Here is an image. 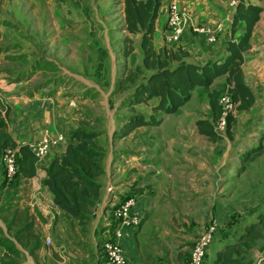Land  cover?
Wrapping results in <instances>:
<instances>
[{
    "label": "crops",
    "instance_id": "1",
    "mask_svg": "<svg viewBox=\"0 0 264 264\" xmlns=\"http://www.w3.org/2000/svg\"><path fill=\"white\" fill-rule=\"evenodd\" d=\"M170 1L163 0L156 22V49L164 45L182 46L192 54V60L201 63L226 55V41L231 37L233 0H179L188 10L191 23L199 22L211 28L220 22L225 25V31L218 36V41L210 43L206 35L194 34L192 24L188 23L181 44L171 42L169 31L165 28L167 3ZM249 1L264 8V0ZM114 2L0 0V5L4 6V13L0 16L29 17V22H36L39 29L46 27L48 59L69 57V64H61L63 73L83 86L84 90L99 95L103 100L100 103L106 106L105 111L114 109L113 117H121L118 120L120 126L122 114L118 113L119 104L112 96H116L125 65L134 67L140 64L142 52L139 48L141 36L129 34L124 28L122 0L115 11L112 10ZM103 9H107L108 13H102ZM111 16L118 22L116 27L110 23ZM112 30H116L113 33L115 41L117 31L123 34L121 42L115 46L112 45ZM244 30L245 22H242L236 35L241 36ZM128 36L135 40L137 48L125 56L124 40ZM250 44L245 53L243 71L246 83L256 96V103L251 107L254 109L264 102V10L254 28ZM222 80L225 81L224 78L218 79L214 87H218ZM0 87L9 92V132L19 144L38 142L46 129L51 131L54 140L64 134L56 120L60 106H53L54 102L60 100L58 97L43 99L37 94L32 96L28 84L9 83L1 77ZM208 93L204 88L197 89L186 105L175 113L165 115L158 125L139 127L124 137H115L113 133L106 148L105 173L99 178L103 188L93 211L94 218L88 225V232L80 234L83 242L77 241L78 246L73 248L64 243L62 234L67 231L70 220L78 224L80 220L66 216L55 203L53 193L43 184L46 167L55 156L65 151L69 140L64 134L65 140H58L52 145L49 155L38 162L36 175L27 183L24 179L18 185L17 199L23 204L16 203L15 207L27 210L28 219L41 233L39 259L43 264H107L98 236H107L111 229L107 228V219L111 214V207L106 204L109 196L118 204L124 202L127 196H135V210L145 214L140 230L134 235L128 232L123 240V243L130 241L125 247L127 264H190L192 247L206 225L214 220L221 226L226 225L237 217V205L233 200L235 193L228 194L232 186L231 174L235 169L229 161L230 146L222 134L218 133L213 139L202 133L198 125L199 120H208L213 126L216 121ZM238 112L244 113L246 110ZM1 168L0 177L4 179L5 172ZM10 191L7 188L1 192L0 206L8 201ZM13 212L0 213V239L10 240L20 255L13 254L0 244V264H38L31 246L16 236L17 228H9ZM145 230L148 234L142 243L138 234ZM180 232L190 235V240L194 237L197 239H178ZM175 233L178 238L174 237ZM83 234L87 236L82 237ZM47 239H51L52 243L48 244Z\"/></svg>",
    "mask_w": 264,
    "mask_h": 264
},
{
    "label": "trees",
    "instance_id": "2",
    "mask_svg": "<svg viewBox=\"0 0 264 264\" xmlns=\"http://www.w3.org/2000/svg\"><path fill=\"white\" fill-rule=\"evenodd\" d=\"M122 2L125 30L129 34L141 36L139 48L142 52V60L134 67L126 64L120 78L117 92L122 93L124 97L119 108L126 109L130 113L122 114L123 122L116 127L115 137L127 136L142 126L160 124L165 115L175 113L186 105L199 88L209 92L210 105L217 121L221 113L219 98L225 88L214 87L220 78L225 79V86H231L230 93L236 103L237 111H249L254 106L256 96L245 81L243 65L245 53L251 46L250 40L254 28L264 10L262 5L249 0H239L232 15L231 37L226 41L225 46L226 55L201 63L192 60V54L182 46L164 45L156 49V22L163 0H122ZM242 22H245V30L241 36H237L236 33ZM165 28L167 29V24ZM193 33L198 34L195 31ZM124 42L126 45L124 54L129 56L137 48L135 40L128 36ZM0 104L6 108V115L0 111V160L3 159L6 149L18 148V170L14 177L17 185L24 179L27 183V180L36 175L38 157L29 144H19L9 132L7 116L10 107L7 104ZM141 106L147 107V112H137L138 107ZM234 117L235 115H231L229 118L227 129L229 135ZM198 125L202 133L213 139L219 135L208 120H199ZM99 136L100 132L91 128L84 127L74 131L65 151L55 156L46 167V177L43 179V184L53 193L55 203L65 215L80 220L83 233L88 232V225L94 218L93 211L103 188L99 178L105 173L106 150L100 145ZM249 151L245 154V157L249 156V160H254L264 152L260 148ZM5 182L6 173L0 192ZM15 207V204L8 200L1 204L0 213L14 211L9 228H17L16 236L24 244L31 246V252L36 257L37 263L43 264L39 259V250L42 246L41 233L36 231L33 222L28 219L27 210ZM256 213L258 220H247L243 222L239 231L231 230L235 237L231 238V233L226 227L221 228L227 232L224 237L226 243L218 251L213 264H241L242 257L254 249L259 240L264 239V210ZM103 243L101 241V246ZM0 244L13 254L20 255L19 250L13 243L10 244L7 238H1ZM207 260L208 257L205 263Z\"/></svg>",
    "mask_w": 264,
    "mask_h": 264
},
{
    "label": "rangeland",
    "instance_id": "3",
    "mask_svg": "<svg viewBox=\"0 0 264 264\" xmlns=\"http://www.w3.org/2000/svg\"><path fill=\"white\" fill-rule=\"evenodd\" d=\"M114 1L112 6L113 11H115V8H118L120 0ZM233 1L232 6L235 8ZM2 6L0 5L1 15L4 13L2 9L4 6ZM102 13H108L107 9H103ZM21 16H23V13H21ZM12 17L15 16H6V18L0 16V77L9 83L22 82L28 84L32 96L37 94L43 99L58 97L60 100L57 99L58 102H54L53 106H60L59 110H57L56 120H58L67 140L70 139L71 134L77 129L84 127L91 128L100 132V145L105 150L106 148L108 149L111 136L116 129L115 125H119L118 120L121 117L117 115L113 117L114 109L111 111L107 109L105 111L106 106L104 107L103 102L100 103L101 98H99V95L93 91L84 90L83 86L63 73L61 64H69V57H54L55 60L48 59L46 53L48 42L46 40L47 34H45V32L48 33V30H45L46 27H42V30L39 29V25L37 26L36 22H29V17H15L13 19ZM109 19H112L110 21L112 26L116 27L117 20L112 16ZM115 32L116 30H112L111 32L113 46L120 43L123 38V34L117 31L118 38L116 37L117 41H115L113 39V33ZM121 76L122 74H120ZM218 87L221 89L225 87L224 80L218 84ZM8 93L0 87V102L5 105L9 101ZM112 97L120 106L124 95L122 93L117 94L116 92V96L114 97L113 95ZM96 111H98L99 116L96 115ZM138 111L147 112V107H138ZM118 113L124 114L129 113V111L119 108ZM114 119L116 120L115 124ZM215 125L216 121L214 122V127ZM219 134H222L224 139L226 138L225 140L230 146L231 158L229 161L235 168L232 171L233 174H231L232 186L229 188L228 194L235 193L233 200L237 205V217L232 218L226 225H222V227H226L231 233L232 229L239 231L243 222L247 220H258L256 212L264 210V152L256 156L254 160H249V156L245 157V154L249 153L250 149L260 148L264 150V102L244 113H239L236 110L231 135H229L228 131L219 132ZM0 166L2 167H0L1 171H5L6 173L5 186L1 192H4V189L7 188L11 189L7 196L8 200H11L13 203L15 202V206L17 205L16 203L22 205L23 203L21 204L17 199V191L19 190H17L16 178L14 175L9 176L7 174V168L3 159L0 160ZM2 180L3 178L0 177L1 182ZM20 195L23 196V194ZM80 227L82 226L78 222L71 220L68 222L67 231L62 234V240L65 241L64 243L68 247L71 248L72 246L73 248V246H78L77 241H82L80 234L83 231ZM140 228L141 226L133 230L131 232L132 235L139 231ZM100 231L101 227L98 228L99 233ZM87 234H83L82 237H86ZM146 234H148L147 230L138 234L140 242H144ZM230 236L231 238L235 237L233 233ZM174 237H179L178 239L183 241H195L197 239L194 237L193 240H190L191 236L186 235L185 232H180L178 237L175 233ZM98 238L99 241L104 242L108 239V236L99 234ZM220 238H222L221 235L216 234L213 243L209 247L208 260L204 264H213L218 251L224 247L226 239ZM128 242L130 241L126 240L123 243L125 250ZM241 264H264V239L259 240L257 246L242 257Z\"/></svg>",
    "mask_w": 264,
    "mask_h": 264
},
{
    "label": "built area",
    "instance_id": "4",
    "mask_svg": "<svg viewBox=\"0 0 264 264\" xmlns=\"http://www.w3.org/2000/svg\"><path fill=\"white\" fill-rule=\"evenodd\" d=\"M239 0H234L233 4H237ZM188 10L181 4L179 0H171L167 3V30L169 31L168 37L173 43H181L185 35L186 25L191 23ZM192 30L198 34L206 35L207 40L210 43H216L218 36L224 33L225 25L220 22L214 27H208L199 22H192ZM230 85H226L219 98V104L221 113L216 121L215 131L227 132L229 125V118L236 113V103L230 93ZM1 103V102H0ZM1 106V104H0ZM0 111L3 115L6 113V108L0 107ZM58 140H65V135L61 134L59 138L54 140L51 131L46 129L41 139L36 143H23L29 144L38 157V162L47 157L50 153L51 147ZM19 149H6L4 152L3 160L7 168V174L9 176L15 175L17 166V156ZM108 207H111L110 217L107 219V228H111L108 232V239L103 243V249L105 251V259L107 264H127L128 259L126 257L123 240L128 232H132L137 227L141 226L145 214L143 211L135 210L137 204V198L135 196L128 197L122 203H115L111 196L106 200ZM222 226L217 220L207 224L203 233L195 241L190 257V264H204L207 257L209 247L214 241L216 234L221 235L224 239L226 231H223ZM46 242L51 244V239H47Z\"/></svg>",
    "mask_w": 264,
    "mask_h": 264
},
{
    "label": "water",
    "instance_id": "5",
    "mask_svg": "<svg viewBox=\"0 0 264 264\" xmlns=\"http://www.w3.org/2000/svg\"><path fill=\"white\" fill-rule=\"evenodd\" d=\"M113 133L115 134V131Z\"/></svg>",
    "mask_w": 264,
    "mask_h": 264
}]
</instances>
